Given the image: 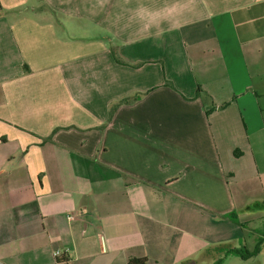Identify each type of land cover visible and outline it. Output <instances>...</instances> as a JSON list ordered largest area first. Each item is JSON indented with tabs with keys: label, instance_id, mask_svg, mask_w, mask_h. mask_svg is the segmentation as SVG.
I'll list each match as a JSON object with an SVG mask.
<instances>
[{
	"label": "crops",
	"instance_id": "obj_1",
	"mask_svg": "<svg viewBox=\"0 0 264 264\" xmlns=\"http://www.w3.org/2000/svg\"><path fill=\"white\" fill-rule=\"evenodd\" d=\"M0 2V264H264V0Z\"/></svg>",
	"mask_w": 264,
	"mask_h": 264
},
{
	"label": "trees",
	"instance_id": "obj_2",
	"mask_svg": "<svg viewBox=\"0 0 264 264\" xmlns=\"http://www.w3.org/2000/svg\"><path fill=\"white\" fill-rule=\"evenodd\" d=\"M2 9V4H1V2H0V10ZM112 52H113V55H114V58H115V60L117 61V62H119V63H123V64H126L127 62L126 61H124L118 54H117V52H116V50H112ZM199 97H202V99H203V101H204V105H206V112L207 113H209V112H211L214 108H215V106H213L212 104L210 105V106H207V104H208V102L210 101V96L207 94V93H205L203 90H201V88H199V90H198V94H197ZM227 105V103L226 104H224L223 106H226ZM118 106V104H116V105H114V108L115 107H117ZM114 108H113V110H114ZM263 241H264V239L262 238V239H260L259 240V242H258V246L253 250V251H251V252H249L248 254L247 253H243L241 250H236V252L238 251V253H240L242 256H244V257H248V256H250V255H253V254H256V253H258L259 252V245H261L262 243H263Z\"/></svg>",
	"mask_w": 264,
	"mask_h": 264
},
{
	"label": "rangeland",
	"instance_id": "obj_3",
	"mask_svg": "<svg viewBox=\"0 0 264 264\" xmlns=\"http://www.w3.org/2000/svg\"><path fill=\"white\" fill-rule=\"evenodd\" d=\"M34 3H35V5H36L38 8H40V7L43 5V3L41 4V0H31L30 4L33 5ZM28 6H29V5H28ZM26 10L29 11V10H32V9H30V8H29V9L26 8ZM37 11L40 13V12H42V9H39V10H37ZM32 12H35V13H36L35 9H34V11H32ZM54 18H55V17H54ZM59 19H60V22H61V23H64L65 20H63L61 17H59ZM60 22H59V24H61Z\"/></svg>",
	"mask_w": 264,
	"mask_h": 264
},
{
	"label": "built area",
	"instance_id": "obj_4",
	"mask_svg": "<svg viewBox=\"0 0 264 264\" xmlns=\"http://www.w3.org/2000/svg\"><path fill=\"white\" fill-rule=\"evenodd\" d=\"M70 218H73V216H71Z\"/></svg>",
	"mask_w": 264,
	"mask_h": 264
}]
</instances>
